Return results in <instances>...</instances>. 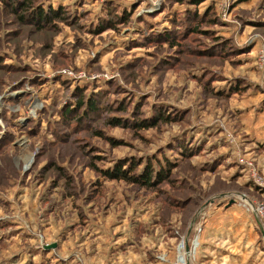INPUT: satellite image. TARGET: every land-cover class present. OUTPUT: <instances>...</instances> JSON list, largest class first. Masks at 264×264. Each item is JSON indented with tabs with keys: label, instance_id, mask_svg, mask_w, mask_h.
Returning <instances> with one entry per match:
<instances>
[{
	"label": "rangeland",
	"instance_id": "1",
	"mask_svg": "<svg viewBox=\"0 0 264 264\" xmlns=\"http://www.w3.org/2000/svg\"><path fill=\"white\" fill-rule=\"evenodd\" d=\"M7 1L0 264H264V0Z\"/></svg>",
	"mask_w": 264,
	"mask_h": 264
},
{
	"label": "trees",
	"instance_id": "2",
	"mask_svg": "<svg viewBox=\"0 0 264 264\" xmlns=\"http://www.w3.org/2000/svg\"><path fill=\"white\" fill-rule=\"evenodd\" d=\"M14 2H15V4H13ZM6 5L7 6L9 5L13 10L19 9V10L28 11L31 8H33V6H34V0H9V1L6 2ZM61 13H62V10L61 9H59V10H53V9L49 8L48 10L45 11L42 6H38L37 7V17H39L40 22H41L40 27L45 26L46 24L51 23V21L54 18L60 17ZM21 18L23 19L24 16H21ZM166 38H167V40H171V39H169V35L166 36ZM88 103L90 105L89 108L93 110V108L96 105L95 101L93 99H90V100H88ZM77 105H78V107H82L83 106V103L81 101H79ZM69 111H70L69 108H66L64 112H65V114L68 113V115H69L70 114ZM165 119H167V118L165 117ZM118 123H121V122L118 121ZM144 124H145L144 122L137 123V125H139V126H142ZM97 134L98 135H101L102 133L100 131H98ZM117 171L118 172H114L112 174H110L109 172H107V174L110 175V176H115V177H120V178H127V179H131V180H134V178H135L133 175L130 176L127 173V171L126 170H123V168H121V167H119V169ZM151 171L152 170L150 169L149 172L146 175H144L143 177H139L138 176L136 178V180L137 181H140L141 183H146L147 185H152V182H151V174H150ZM165 172H168V170H166ZM161 175L163 176L164 174H161Z\"/></svg>",
	"mask_w": 264,
	"mask_h": 264
},
{
	"label": "built area",
	"instance_id": "3",
	"mask_svg": "<svg viewBox=\"0 0 264 264\" xmlns=\"http://www.w3.org/2000/svg\"><path fill=\"white\" fill-rule=\"evenodd\" d=\"M255 213H256V216H258L259 218H261L262 219V222H263V230H264V205H262V204H257V206H256V209H255ZM193 243V242H192ZM191 246V245H190ZM182 250H183V252H184V249H183V247H182ZM187 250V249H186ZM195 250H196V247H194V253H195ZM188 252V251H187ZM183 258H184V255H183ZM181 259L180 258V254L178 255V262H180V260H181V262L180 263H182V264H188V262H189V260H190V256L189 255H187V257L185 258V262L183 261L184 259Z\"/></svg>",
	"mask_w": 264,
	"mask_h": 264
},
{
	"label": "crops",
	"instance_id": "4",
	"mask_svg": "<svg viewBox=\"0 0 264 264\" xmlns=\"http://www.w3.org/2000/svg\"><path fill=\"white\" fill-rule=\"evenodd\" d=\"M210 201L212 202V201H213V198H212V200H210ZM253 222H254L255 227H257V230H258L259 228H261L260 223L257 222V220H256L255 218L253 219ZM210 235H211L210 238L217 240L218 238L225 237V235H226V230H225V229H222V232H221L220 230H218V231L215 233L214 236H213L211 233H210Z\"/></svg>",
	"mask_w": 264,
	"mask_h": 264
},
{
	"label": "water",
	"instance_id": "5",
	"mask_svg": "<svg viewBox=\"0 0 264 264\" xmlns=\"http://www.w3.org/2000/svg\"><path fill=\"white\" fill-rule=\"evenodd\" d=\"M199 214H200L199 212L196 213L195 217L192 219V223L190 224L191 226L194 225V223H195V221H196V219H197V217H198ZM188 240H189V239H187L186 242H185V246H186L187 251L190 250V245H189ZM188 264H190V262H188Z\"/></svg>",
	"mask_w": 264,
	"mask_h": 264
},
{
	"label": "bare ground",
	"instance_id": "6",
	"mask_svg": "<svg viewBox=\"0 0 264 264\" xmlns=\"http://www.w3.org/2000/svg\"><path fill=\"white\" fill-rule=\"evenodd\" d=\"M184 245H185V244H184ZM195 245H197V243L194 242V246H195ZM184 248H185V247H184ZM192 249H193V248H192V246H191V250H192ZM189 251H190V250H189ZM184 252H186V251L184 250ZM182 255H183V254H182Z\"/></svg>",
	"mask_w": 264,
	"mask_h": 264
}]
</instances>
